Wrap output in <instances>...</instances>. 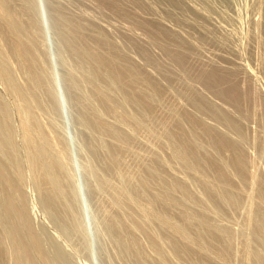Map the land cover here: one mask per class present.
Returning <instances> with one entry per match:
<instances>
[{"label": "rangeland", "instance_id": "obj_1", "mask_svg": "<svg viewBox=\"0 0 264 264\" xmlns=\"http://www.w3.org/2000/svg\"><path fill=\"white\" fill-rule=\"evenodd\" d=\"M37 1L39 2L40 0ZM42 1L43 2L41 3H43L45 6L41 3L39 4H41L43 10L41 9V6L39 7V4H37L38 9L35 6L32 8L35 11V15L37 16L36 18L42 15V17H39L40 19L38 20L40 21L38 22H40V26H44V28L40 27V31L41 29L43 30L42 33L39 32V34H41L39 36H41L43 39L45 37V40L43 41L39 39V41L41 43L42 41L43 43L44 42L45 43L42 44V47H41V43L39 44L41 49L45 50V54H43L42 56L44 57L46 56L45 59L48 60V61L44 60L45 70L46 72L48 71L46 73L48 76L47 78L49 79L47 81V87L51 86V84L52 86L51 88L50 87L48 88L49 89L48 92L51 93L47 94L45 92L47 94L46 95L44 92H42L44 96L42 97V93L37 92L39 93V96L37 97H39L41 100L44 99L46 101V99H48L49 96H51L49 98L51 101L48 102L49 101L48 99L47 103H52L54 101V104H52V108H50L51 105L50 107L46 106L47 103H44L45 102L44 101L43 103L46 105L44 107L40 106L39 108V109L41 108L46 109L49 107L48 109L45 110L47 112V113L45 112L46 113L45 117H47L48 120L43 116L44 109L42 110L43 112L41 115L42 118L40 116H37V113H36L37 118L36 117L34 118L37 119L36 120L37 122L42 119L40 122H38V123L42 122L43 124L41 123V125H46L45 123L48 122L47 125H49L52 129L53 127L56 126L55 128L57 129L55 130L56 132L55 134L60 137L61 139L60 142H63L61 143V145H63L62 147H64L65 145L67 146L65 147L67 152H66V159L64 160L63 165L65 166L68 163L67 165L69 167L66 165L64 171L68 170V175L70 176L71 180L70 179L68 180L69 183L68 184L67 180L65 179L66 177H64L65 174H63L60 178H58L60 180L63 178L66 180L65 182L63 180L61 181L58 180L61 182V184L58 182L59 184L57 185L58 196H60L58 198L60 202L57 203V205L60 206L58 207L56 205L58 209L54 208L55 207L54 205L52 206L54 209L50 208L51 206L47 202L41 187L37 185L36 176L35 173H33L34 172L33 169H31L29 164L27 165L25 164L28 163L27 162L28 158L26 157L27 152L23 153L26 151V147L23 143V140L21 139L22 132L21 131L19 132L20 120L18 122V119H20L19 117H23L25 110L27 109V108L25 109L23 108L27 107L28 105L27 101H29V99L28 100L26 99L27 100L26 106H25L26 102L24 104L22 102H19L20 100L22 101L23 99H21L19 95H18L19 99H17L18 96L15 97L17 93L12 88L11 89L13 90V93L11 89L8 90L9 88L6 87V85L2 82L1 78H0V82H1L0 102L2 106L5 105L4 106L5 109L7 108L6 114L8 115V118L9 116H11L10 119H8L11 120V122L8 121L9 125H7L9 128L11 127V132L9 131L10 137L6 132L5 133L1 132L2 134L0 133V138L2 139L4 138L3 141L6 144L8 143L7 144L8 148H10L11 157L9 159H12L11 160L12 162L9 161V164L11 166V170L15 173V175L18 176L19 182L21 184L20 187H22L21 189L23 190V192L25 191L24 194L26 196L24 200V205H25L24 207L27 208L26 212L28 215H30L28 216V219L31 223V226L33 230L37 232L40 238V242L42 243L41 246L43 245V251L45 252L44 254L46 255L45 260L49 261L50 264H139L137 259H135L136 258L135 254H137L141 259L146 261V264H151V263L153 264L152 260L155 257L159 258L160 260L168 264L173 263V261H174L173 264H188L182 258L183 255H185V251L178 253L176 255V258L174 259L175 253L171 251L173 243L170 237L166 235V231L169 227L175 226L177 228L183 225L181 219H179L176 216V214L170 211H165L164 209L160 210L162 208L157 205L153 206L154 208L153 210H156L154 212V217L157 219H162L163 220L162 223L154 218L149 217L148 215L141 217V220L144 223L149 224L151 226L152 230L157 234L162 247H159L157 245H152L148 241V238L145 235L139 233L136 244H134L130 249L128 246H126L127 241L126 244H124L125 240H127V236L125 235V233H121V234L119 233L120 235L116 233L117 234L116 235L115 232L108 229L106 225V219L105 217L104 218L102 217L104 215L102 213L103 211L106 212L105 209H107L106 213L110 214L111 211L110 209H108L109 208L108 203L104 202L106 201L105 199L108 198L107 196L108 190H106L105 187L102 188L101 184L99 186L100 182L97 179L98 176L101 174L106 179H108L112 184L114 183V185L116 184L117 186H120L119 184H121L122 186L120 187L125 188L129 193L132 192L131 193L132 195L136 194V197L139 196L135 198L138 200L139 203L137 202V200L135 201L139 206L141 203L142 205L146 203V200L148 199L147 196L149 195L148 197H150V194L148 193H150L151 191L153 194L161 191L160 193H164L166 194V196L168 195L169 197L168 196L167 197L172 199V201L175 200L177 205H179L177 207L182 208L189 218H193L190 219V221L193 222L192 228H188V230L185 229L187 234V239L189 242H192L199 233L200 235H198V237L203 236L202 240L203 241L205 240L204 235L205 233H207L206 231L208 230L206 229V226H204L206 224H207V228L208 225H210V227L213 230H216V233L218 232L217 234H219V237H221L219 239L221 240H219L218 247L214 249L212 252L209 250V247L206 246L205 244L202 246V252L205 255L201 260L202 264H264V200L258 196V192L264 193V118H262L264 117V0H185L186 2L185 4L189 5L187 7L189 8L193 7V10L192 9L190 10L189 8L188 9L190 11H193V13L192 12L191 13L193 16L195 15L196 17H193L190 14V11H188L189 15L188 12L187 13L184 12L181 14L179 10L174 9L164 0H146L153 7L155 16L157 18L164 21V23L167 24L173 30L182 33V35L185 36L187 39L189 38L193 40L192 42H196L195 43L196 54L194 55L195 61L193 62L201 61L199 64L200 70H203L205 69V67H208L209 65L207 63L211 61L213 62L214 65H221L223 67L224 66L232 67L233 65L230 66V64L238 65V63H241V65L245 66L247 69L249 68L248 70L250 73L249 75L250 78L248 76L247 77L243 76L244 74L242 72L241 74L240 71H237L234 74V76H232L233 77L232 79L234 80V84L237 86V91H238V93L235 96L234 95H232V97L227 96L228 99L232 98V101L230 99L228 100L227 97H224L225 95L223 94V91H221L223 89L225 91L226 86L223 87L219 86L218 93H216L213 90H211L210 87L205 88L204 86H201L198 83L196 84L191 80H188L189 82H187V83H192V85H195L196 89L199 88L198 91L201 92L202 97L204 99V103L211 112L221 113L224 110L225 113L224 112L223 113L225 115L234 119L237 127L241 130L239 131L242 133L241 135L240 133L237 134L238 131L236 130L228 129L229 128L228 126L221 123V121L218 122L208 114L202 113V111H198V110L196 111V109L192 106V104L191 103L189 104L190 102V100L188 99L189 91L185 88L186 86H184L185 84L183 83V81L181 82L178 79L169 80L168 78L166 80L165 76L163 77L164 78L163 79L161 76L165 73L164 72L165 67L164 69H162L161 67L158 66L157 62L154 63L150 62L155 59L154 61L159 60V62L162 61V64H165L163 63V61L165 60L166 62V58L164 57L162 52L158 49V47L150 46L149 48L150 49L149 52L153 50L151 54L153 55L154 58L149 53L151 55L149 56L152 57L153 59L150 60L149 57H147L148 59L146 58L147 59L146 60L144 56L142 57V55L138 52L136 47L131 43H127L129 41L125 38L127 40L126 41L122 37V34L119 32V30L116 29L115 26H118L119 24L121 26L127 25L126 23L121 21V19L118 20L116 18L115 21V18L111 19L102 14L100 15L94 9H92L94 11L93 12L90 7H87V5L85 4L82 5V3L75 2L74 0L71 1L55 0L57 2H61L62 5L63 3H65V7L67 6L68 9H70V11L67 9L70 13L78 14V15L79 13L80 15L82 13L89 16H91L92 14L91 17L96 23L98 22V24L103 25L109 29V32L105 34L107 35V38L108 39L111 38L110 41L114 40V42L118 44V46L120 47L119 49L124 54L134 58L136 62L140 64L144 69L153 73V75L156 76L155 78L156 79L158 78L157 80H159L158 81L159 84L163 85V91L160 92L159 94L153 95L154 103L157 104L158 106L155 105L156 106V107L154 106L155 111L149 113L151 111L147 112L145 110H142L141 107L139 106V108L141 109L140 111L137 104H135L133 101L132 103L131 100L128 101L129 99L128 100L125 99L126 95L125 94L123 95V92L122 94H120L121 93L119 92L120 90L115 92L116 94L113 93L115 89L117 90V88H115L116 86L112 84V86H110L111 87L110 89L112 90V87H114L113 88L114 90L111 92V94H114V96L113 95L111 96L112 98H116V100H119V102L121 100L123 101L122 102L123 110L126 111V113H129V115L131 116V118L130 119L128 118V120L127 118L125 117L123 118V116H119V115L113 117L114 115L109 112L107 113V111L103 114L104 111L101 110V108L99 109L98 107L100 106L93 100L97 105L96 106L93 104V107L96 106L97 109H99V112L102 113V115L101 114L100 115L101 116L104 115L103 118L106 119L113 126V128L119 132V134L123 137V140H125L124 146L126 147L123 149V151H120V153L118 152L119 154L118 153L115 154V158L118 159L117 160L115 159L116 163L114 164L113 167L110 168L107 166L106 163L107 161H105V159L107 158L108 155H110V157L113 156L114 158V154H112L111 156V153L109 154L106 148L104 151L102 150L103 152L107 151L106 153L103 154V152L99 151L100 148L99 147L96 148L97 146H95L98 143H100L98 144V146L103 143H104L103 146H105V144L107 143L106 142L107 139H104V137L101 135L97 136L95 134L94 136L90 134L91 137L88 135L89 137L87 136L88 138H86L85 134L88 133H86L84 131L85 129L83 130L82 126L79 125L78 121L75 120L77 119V116L74 115L76 114V112H74L76 110L75 108H73L74 106L72 103L73 101L71 98H69L70 96L68 97L69 95L68 91H65L68 90L67 83L70 80V77L73 79V77L75 76L74 79L76 80V83L80 82V84H83L81 79L84 78L85 75H87V71L89 72L90 69L88 70L87 68L86 71L85 67H88V65L86 64L87 62L83 61L79 57H76V55H72L73 53L69 52V49L67 47L61 45L62 43L59 41V37L50 18V13L48 12L49 9L47 5V0L46 1L42 0ZM70 3L72 4V6ZM41 11L43 13H41ZM77 11L79 13H77ZM82 11L83 12L86 11V12L83 13ZM39 12L41 14H39ZM186 14L187 16L184 17L183 15ZM47 15H49L50 19L47 18L48 17ZM178 17L181 19H179ZM193 18L195 20L197 18L198 19L195 22ZM41 19L44 22V25L43 24L41 25L42 22ZM46 19H48V21H46ZM177 20L178 21L180 20V22H177ZM45 21L47 23H45ZM184 22L188 25H186ZM189 23L192 24V26ZM197 25H198L197 29L199 30L196 29ZM134 30L135 33L141 34L139 30L137 29ZM202 35L203 37L201 38ZM205 36L207 37L205 38ZM199 39L203 41H200ZM44 50H42V53L44 52ZM197 50L201 53H199ZM198 54H201L202 57L201 55ZM9 57L10 56H8V58ZM197 58L198 59L202 58V59L197 60ZM10 60L8 61V64L11 65L10 63H12L11 66L13 67L15 63L13 62V60L12 61ZM0 63L5 67L9 66L7 65L6 59H0ZM155 63L157 65H155ZM12 67L10 68V70H12L14 67L16 68V65L13 68ZM15 68L13 70H17ZM160 68L163 71L160 72L161 70ZM18 70L17 73L20 74H18L19 76H17V73L15 71L16 76L20 77V75H22L21 77L25 79L27 76L25 74H24L25 76L23 75L24 72ZM158 71L160 72V74H162L163 72L164 73L160 75ZM69 73L72 74L70 75ZM251 75L253 77L252 79H251ZM221 76L222 75L219 74V77ZM15 78L16 77H14V79ZM246 78L247 80L248 79L249 80L247 81ZM77 79H79L80 81H77ZM18 80L19 79L17 78V81ZM21 83L22 86L23 84L25 85L24 81L20 82L19 84ZM181 83H183L184 85L183 84L181 85ZM3 84L5 85L4 87H6L7 89H5L2 86ZM77 84H78L79 92H81L84 97H88L89 100L90 98L89 96H87L89 95V92L87 91L88 89L86 85L84 86L83 84L82 85L83 87L82 86L80 87L79 86L80 84L79 83ZM85 87L87 90L85 89ZM185 90L187 91L186 94H184ZM221 92L222 95L224 96L221 95ZM83 93H87V94L85 95ZM50 94L53 95V98L52 95ZM117 94L120 98L117 97ZM51 98L53 99V101ZM41 100H39V102H42ZM90 100L92 101V98ZM29 102L32 104V102L34 101L30 99ZM43 103L41 105H44ZM134 104L136 106H134ZM179 104L180 107L182 106L186 110L190 112L192 111L195 115L197 114L198 116H200V118L206 121L208 124L213 125L220 131L227 133L228 135H230V137L239 141L241 148L243 149L246 155V160H247L246 165L248 171L247 176L232 177L235 180L234 183L228 182L227 180L217 179L212 171L203 170L201 166L194 164L191 161L190 155L182 154L179 151L181 148L180 142L177 140V138H175L172 132L173 124H171V120L169 119L171 117L169 113H172V111L173 113H175V117L177 116L176 115L177 112L179 114V109H180V108L178 109ZM53 105H59L57 106L58 109L56 106L54 107ZM34 106L35 107L33 108L35 109L37 108L36 106L39 107V105L36 104ZM189 106H191V108H189ZM28 107L30 108L29 105ZM39 109L37 108L36 111ZM51 109L52 110L56 109V110L52 111ZM50 112L52 113L51 115L53 117L50 115ZM27 113L32 114L30 110ZM106 113L109 114L110 116H108ZM39 114L40 113H38V115ZM145 114L146 115L148 114L147 115L148 117ZM166 114H168V116L170 117H167ZM33 115L35 116V112ZM39 117L41 119H38ZM44 118L46 119V122H44L45 120ZM144 118L146 120H144ZM50 119L53 120L55 123L54 122L49 123ZM166 119L169 121H166ZM6 122L7 121H5V124H7ZM79 127L81 130H83V132L79 130ZM141 128H145V129H141ZM18 133H20V135H17ZM5 135L7 138L5 137ZM99 138L102 140V143L101 141L99 142L97 141L100 140ZM188 139L191 143L195 144L198 147L199 154L203 156H208L210 155V153H212L213 150L212 147L210 146L209 143L206 142L205 139H203L202 136L188 135ZM126 142L131 147L128 146ZM23 145L25 147V150ZM103 146L101 145V148H104ZM92 147L94 150H92ZM105 147H107V144ZM93 152L94 153L98 152L97 153L98 157H96L97 155L95 156ZM100 153L102 154V156H100L99 158ZM221 155L222 154H219L218 156L222 157L224 161L225 156L224 155L221 156ZM13 156L15 159L13 158ZM110 157H108L107 160H109ZM15 160L17 161L15 162ZM99 161L102 162L105 166L102 164L104 166L103 167ZM118 161L120 162V164ZM181 161H183L185 164H183ZM121 162H123L124 165L121 164ZM141 164H143L142 167L144 169L140 167ZM146 166H148V168L149 166H152L150 167L152 172L153 170H155L153 172V175L151 176L153 178H147L148 175L145 169ZM100 167L102 169L105 168L108 171L107 170L103 171ZM140 168H142V170ZM109 169H112L113 171ZM14 170H16L17 172ZM92 171H94L93 172L94 174L93 173L89 174ZM229 171L231 174L234 173L232 170ZM95 172H97L98 175H95L96 174ZM68 175L66 176L68 177ZM143 178L149 179L147 180L149 182H147L146 184L147 186H149L148 190L151 186L150 188L151 191H147L146 185H144L145 188H142L143 186L140 185L139 180H143V182L145 183ZM258 179L262 180V184L258 182ZM94 180L96 181L94 182ZM90 181L94 182L91 184L95 185L94 186L95 192L98 191L101 193L100 195L96 193L97 197L95 195V192L91 193L89 189V187L91 186V184H89ZM175 181H178L180 184ZM126 182L131 185L127 187L128 184ZM64 183L69 185V189L65 188L66 184ZM172 183H174L176 186L177 185L179 186L176 187ZM161 186L162 188H164V190H161L162 189L160 188ZM66 187L68 186L66 185ZM130 187L131 189H129ZM133 191H137L138 193ZM146 191L148 193H146ZM61 192L62 194L65 195H61ZM144 194L146 196H144ZM99 196L101 197V199L99 198ZM67 197L70 199L69 201H67L66 199ZM63 198H65V200ZM60 199L61 200L63 199L62 201H65V203L62 202ZM99 202H102V205ZM60 208L61 210L62 209L63 210L61 211ZM99 208H101V210ZM200 214L202 216H200ZM1 215L2 214L0 213V216ZM1 218L2 216L0 217V221H1L0 237L2 239L3 247L5 248L7 253L5 263L15 264V257L13 253H16L15 251H17V249L14 250L15 242L12 240L14 239V234L12 233L11 228L7 227L8 224L3 223L5 221L7 223V220L6 219L1 220ZM128 219L130 218L128 217ZM201 221L204 224H202ZM183 227L185 228L184 225ZM11 235L12 237H10ZM194 236L195 238L193 239ZM205 236L206 238H208L207 234ZM205 241L207 243V240ZM208 243H209V238H208ZM120 246L121 248H119ZM131 256H133V258ZM210 257H212V259H214L217 262L210 259ZM205 259H208L209 261L206 262L204 261ZM45 260L44 262L43 261L40 262L38 260L37 263L46 264L47 262H45Z\"/></svg>", "mask_w": 264, "mask_h": 264}, {"label": "bare ground", "instance_id": "obj_2", "mask_svg": "<svg viewBox=\"0 0 264 264\" xmlns=\"http://www.w3.org/2000/svg\"><path fill=\"white\" fill-rule=\"evenodd\" d=\"M44 1H46V0H44ZM57 1L47 0V5H48V9H49L48 12L50 13V18H51L52 24H53V26L57 32V35L59 37V41L62 43L61 45L64 47H67L69 49V52L73 53L72 55H76V57H79L83 61L87 62L86 64L88 65V67H85V70L87 68H88V70L89 69L90 70H89V72L86 70L87 75H85V77L82 78L81 80H82L84 86L86 85V87L88 89L87 90L85 87V89L89 92V95H87V96H89L90 99L92 98V101L94 100L100 106L98 108L99 109L101 108V110L104 111L103 114L107 111V113L109 112V113L113 114L114 115L113 117L119 115V116H123V118L124 117L127 118V120H128V118L129 119L131 118L129 113H126V111L123 110V107H122L123 101L121 100L119 102V100H116V98H112L111 95L114 96V94H111V92L114 90L113 89L114 87H112V90L110 89L111 88L110 86H112V84L116 86L115 88H117V90L115 89L113 93L120 90L119 91V92H121L120 94H122V92H123V95L124 94L126 95L125 99H127V100L129 99L128 101L131 100V102L133 101L135 104H137L138 108L140 106L142 110H145L147 112L151 111L149 113H152V111H155L154 108L158 105L154 103L153 95L159 94L160 92L163 91V85L159 84V82H158L159 80H157L158 78L156 79L155 78L156 76L153 75V73L149 72L148 70L144 69L140 64H138L134 58L129 57L126 54H124L119 49L120 47L118 46V44H116L114 42V40H112L113 42L110 41L111 38L108 39L107 35H105L109 32V29L103 25L98 24V22L96 23L92 19L91 13H90L91 16L86 15V14H82V13L80 15V13L78 11H77V13H79V15L70 13L69 12L70 9H68L67 6H66L67 8L65 7V3H63V5H64L63 6L61 4V2H57ZM74 1L78 2V3H82V5H84V4L87 5V7H90L91 10L94 9L100 15L102 14L108 18H111V19L115 18V21H116V18L118 20L121 19V21L126 23L127 25L121 26L119 24L118 26H115V27L122 34V37L124 39L126 38L129 41L127 43L133 44L136 47V49L138 50V52L142 55V57L143 56L145 57V59L147 57H149L150 60L154 58L153 55L151 54V52L153 50L151 52H149L150 46L158 47V49L162 52V54L166 58V62H165V60L163 61V63H165V64H162V61L159 62V60H157V59H156L157 61H154L155 59L153 61H150V60H148V61H150L151 63L157 62L158 66L161 67L162 69H164V67H165V70H164L165 73L163 72L164 73V74L162 73L163 75L160 74V72L163 71L161 68H160L161 69L160 72L158 71L159 74L162 75L161 77L163 78L165 76L166 80L168 78L169 80L170 79H172V80L178 79L181 82L183 81V83L185 85L183 83H181V85L183 84L184 86H186L185 88L190 93V94L188 93V95H189L188 99L190 100V102L188 100L187 101L189 102V104L190 103L192 104V106L196 109V111L197 110L202 111V113L208 114L209 116H211L213 119L217 120L218 122L221 121V123H223L229 127V128L227 127L228 129L236 130V131H238L237 134H239V133H240V135L242 134L241 132H239L241 130L237 127L234 119L225 115L224 110H223L224 113L223 112H221V113L220 112H211L206 107V105L204 103V99L202 97V94L200 91H198L199 88L196 89L195 85H192V83H187V82H189L188 80H191L192 82H195L196 84L198 83L199 85L204 86L205 88L210 87V89L216 93H218L219 86H222V87L226 86L225 91L223 88H222L223 90H221V91H223V94L225 96L222 95V92H221V95L224 97H227V96L232 97V95L235 96L238 93L237 86L234 84V80L232 79L233 78L232 76H234V74L237 71H240V73L242 72L244 74L243 76L249 77V75H250L249 70H248L249 68L247 69L245 66L241 65V63H238V65L230 64V66L233 65L232 67H225V66L223 67L221 65H214L213 62L211 61V62L207 63L209 65L208 67H205V69L200 70L199 64L201 61L193 62V61H195L194 55L196 54V52H195V49H196L195 43L196 42H192L193 41L192 39H189V38L187 39L185 36L182 35V33L177 32L176 30H173L167 24H165L164 21L157 18L155 16V12H154L153 7L146 0H74ZM164 1H166L174 9L179 10L181 12V14L184 12L187 13L191 9L193 10V7H190V8L187 7L189 5L185 4L186 3L185 0L184 1L183 0H164ZM41 2H43V1L40 0L38 2L37 0H0V59H6L7 65H9L8 61L10 59H12L16 65V68L14 67L15 65H13V67L17 70L19 69V70L23 71L24 72L23 75L25 74L27 76L25 78L26 80L23 77H21L22 75H20V77H21V79H24V80H21L20 77H17V76H19L18 74H20V73H17V70H13L14 68L11 66L12 63L9 62L11 64V65H9L10 67L9 66L5 67L4 65H2L0 63V78H1L2 82L6 85V87L9 88L8 90H10L12 88L17 93V95L14 94V95H16L15 97H17L19 95L20 98L23 99L22 101L20 100L19 102H22L24 104L28 99H29V101L31 99L32 101H34V102H32V104L35 103L36 105H39V107L36 106L38 109L40 108V106L44 107L46 105L44 103H47V100L51 96L48 95L49 96L48 99H46L47 98V96H46V98H45L46 101L44 99L41 100L37 96H39L40 92L41 93L46 92L47 94L51 93V92H48L49 91L48 88L49 87L51 88V86H52V84H51V86L48 85L49 87H47V81L49 79L47 78L48 76L46 73L48 71L46 72L45 66H44V63H45L44 60L46 61L47 59H45L46 56L45 57L42 56L43 54H45V50L41 49L42 44L45 43V42L43 43V41L45 40V37L43 39L41 36H39V35H41V34H39V32L42 33V30H43V29H41V31H40V27L44 28V26H40V22H38V21H40V20H38V19H40L39 17H42V15L39 16L38 18H36L37 16L35 15V11L32 8L34 6L37 7L38 6L37 4H39ZM41 4H43V3H41ZM41 4H39V7L41 6ZM71 6H72V4H71ZM37 9H38V7H37ZM41 9H42V6H41ZM194 11H195V9H194ZM85 12H83V13H85ZM191 12L193 13V11H190V14L192 15ZM41 13H43V12L41 11ZM41 13L39 12V14H41ZM46 13H47V11H46ZM188 15H189V12H188ZM47 16H48L47 18H49V15H47ZM183 16L186 17L187 14L183 15ZM193 17H196V16L194 15ZM179 19H181V18H179ZM197 19L196 20L194 19L195 22L197 21ZM41 21H42V19H41ZM46 21H48V19H46ZM46 21H45V23H47ZM177 22H180V20L179 21L177 20ZM187 22H189V21H187ZM200 22H201V20H200ZM42 24L44 25L43 21L41 22V25ZM186 25H188V24H186ZM190 25L192 26V24H190ZM195 27H193V28H195ZM197 28H198V25H197L196 29ZM134 29L139 30L141 32V34L135 33ZM197 30H199V29H197ZM198 36H199V34H198ZM207 36H205V38ZM39 37H41V38H39ZM202 37H203V35L201 36V38ZM39 39L43 40L42 43L39 41ZM200 41H203V40H200ZM39 43H41V47H40ZM43 46H45V45H43ZM45 47H47V46H45ZM42 50H44L43 53H42ZM149 53L152 55L153 58L150 57L151 55ZM199 53H201V52H199ZM198 55H201V54H198ZM8 56H10L11 58L9 57L10 58L9 59ZM201 57H202V55H201ZM199 59L201 60L202 58H199ZM199 59L197 58V60H199ZM12 60H10V61H12ZM49 64H51V63H49ZM160 64H161V66H160ZM155 65H157V64L155 63ZM162 65H163V67H162ZM11 67L13 68L12 70H10ZM155 67H157V66H155ZM15 71L17 73V76H16ZM69 72H71V71H69ZM200 73H202V74H200ZM219 74L222 76L219 77ZM82 75H83V73H82ZM13 76L16 78L14 79ZM74 77H73V79L70 77V80L67 83L68 90H65V91H68V93H69L68 97L70 96L69 98H71L73 101V102L72 101L71 102L74 105L73 108H75V110H76V111H74V112H76V114H74V115L77 116V119H75V120L78 121L79 125L82 126L83 130L85 129L84 131L86 133H88V134H85L86 138H88L89 136L91 137V135L94 136V134H95L97 136L101 135L104 137V139H107L106 140L107 147H105L106 144H105V146H103L104 143L101 144L104 148H101V145L98 146V144H100V143H98L99 141H101V143H102V140L100 138H99L100 140H97L98 142L96 141L98 144L95 146H97L96 148H98V147L100 148L99 149L100 152H103L106 148V150H108V153L109 154L111 153V156H112V154H114V158H113V156L110 157V155H108V156L106 155L107 158L108 157H110V158H109V160H107V158L105 159V161H107L106 162L107 166L109 168L113 167L114 164L116 163L115 154L118 152L120 153V151H123V149L126 147V146H124L125 140H123V137L119 134V132L116 131L113 128V126L106 119L103 118L104 115L101 116L102 113L99 112V109H97V107H96L97 105L95 104V102L93 101L94 102L93 103L90 99L88 100V97H84L82 95V93L79 92V88H78L77 83L80 84V82L76 83V80L74 79ZM17 78L19 79L18 81H17ZM252 78L253 77L251 75V79ZM246 80H247V78H246ZM23 81H24L25 85L23 84V86H22V83L21 84H19V83L23 82ZM77 81H80V80L77 79ZM236 82H238V81H236ZM195 83H193V84H195ZM4 84L2 85L3 87L5 86ZM83 84H80L79 86L81 87ZM184 86H181V87H184ZM6 87H4V88L7 89ZM13 90H12V93H13ZM37 92H39V93H37ZM186 92L187 91L185 90L184 94H186ZM87 93H83V94L86 95ZM162 94H164V93H162ZM50 95H52V94H50ZM19 96L17 97V99H19ZM27 97H29V98H27ZM42 97H44L43 93H42ZM54 97H56V96H54ZM117 97L120 98L118 96V94H117ZM228 97H227V99H228ZM38 98L42 102H39ZM52 98H53V95H52ZM229 99L232 101V98H229ZM29 101H27V102H28V105L30 106V108L28 107V105H27V107L23 108V109L27 108L25 110L26 115L24 113L25 116L23 115V117H19L20 119H18V122L20 120L19 132L20 131L22 132V134H21L22 137L21 136L20 137L23 140V143L26 147V151L23 153L27 152L26 157L28 158V160H27L28 163H25V164L26 165L29 164L31 169H33V171H34L33 173H35V176H36L37 185L41 187L47 202L51 206L50 208L54 209V208H57L56 205L58 202H60L58 200V198L60 196H58L57 185L59 183L61 184V182H60L61 180H63L64 182L67 180V183H68V180L70 179V176L68 175V170H65L66 172L64 171V168L66 167V165L68 163L65 166L63 165L64 160L66 159V152H67L65 147H67V146L65 145L64 147H62L63 145H61V143H63V142H60L61 141L60 137L55 134L56 133L55 130L57 129V128H55L56 126L53 127V129H52L49 125H47L48 122H46V119H45V118H47V117H45L46 116L45 114L47 113L45 110L48 109L50 107V105H51L50 108H52V104H54L53 99H52V101H53L52 103H47L46 106H49L48 108H46V109L41 108L37 111H36L37 108L36 109L33 108V107H35L34 106L35 104L32 105ZM50 101L51 100L49 99L48 102H50ZM55 101H56V99H55ZM27 102L25 103V106H26ZM38 102H39V104H38ZM22 103H21V105H22ZM42 103L44 105H41ZM93 104L96 106L93 107ZM135 104H134V106H136ZM4 106H2V104L0 102V133L6 132L9 136L10 132H11V127L9 128L7 125H9V122H11V120H8V119H10L11 116H9V118H8V115L6 114L7 108L5 109ZM53 106L57 107L59 105H53ZM181 107L179 104V106H178V109L180 108L179 114L177 112L176 117H175V113H173V111H172V113H169L171 117L168 116V114H166L167 117H170L169 119L171 120V124H173L172 125L173 126L172 132H173L175 138H177V140L180 142L181 148L179 151L182 154L190 155L191 161L194 164L201 166V168L203 170L212 171L217 179L227 180L228 182L234 183L235 180L232 177H234V176H236V177L237 176L238 177L247 176L248 171H247V165H246L247 164L246 155H245L243 149L241 148L239 141L230 137V135H228L227 133L220 131L219 129H217L213 125L208 124L206 121L201 119L200 116H198L197 114L195 115L192 111L190 112V111L186 110L185 108H183V107L181 108ZM17 108H19V107H17ZM189 108H191V106H189ZM28 109L32 112V114L27 113L29 111ZM33 109H35V110H33ZM43 109H44V113L42 112ZM57 109H58V107H57ZM141 109H140V111H141ZM55 110L53 109L52 111H55ZM240 110H241V108H240ZM33 111L35 112V116L33 115L34 114ZM39 111H41V112H39ZM58 111H56V112H58ZM51 112H50V115L52 114ZM36 113H37V116H40L41 118H42V116H41L42 113L44 114L43 115L45 117L44 122H46L45 123L46 125H41L42 122L38 123L42 120L40 117L38 119H41V120H39L38 122L36 121L37 119L34 118V117L37 118ZM38 113H40V114L38 115ZM6 115H7V117H6ZM107 115L110 116L109 114H107ZM154 117H155V115H154ZM152 118H151V120H152ZM235 118H238V117H235ZM262 118H264V117H262ZM51 119H50L49 123L54 122ZM108 119H109V117H108ZM167 119H166V121H169ZM47 120H48V118H47ZM144 120H146V119L144 118ZM5 121H7L6 122L7 124H5ZM17 127H18V125H17ZM12 128H14V127H12ZM141 129H145V128H141ZM79 130L81 132H83V130H81L80 127H79ZM86 130H89V131H86ZM118 130H119V128H118ZM146 131H148V130H146ZM169 131H171V130H169ZM236 131H234V132H236ZM57 133H58V131H57ZM129 134H131V133H129ZM17 135H20V133H18ZM188 135L202 136L203 139H205L206 142L209 143L210 146L212 147V149H213L212 153H210V155H208V156H203V155L199 154L198 147L189 141ZM5 137H6V135H5ZM3 139L0 138V213L2 214L1 220L2 219L7 220V223H6V221L5 222L2 221V222L5 224H8L7 227H10L12 230V233L14 234V239H12L15 242L14 243V246H15L14 250L17 249V251H15L16 253H13L14 257H15V264H41V263H37V261L39 260L40 262L41 261L44 262V260L46 259V255L44 254L45 252L43 251V245L41 246L42 243L40 242V238H39L37 232H35V230H33L31 223L28 219V216H30V215L27 214V212H26L27 208L24 207L25 206L24 200H25V196H26L24 194L25 191L23 192V190L21 189L22 187H20L21 184L19 182L18 176L15 175V173L11 170V166L9 164V161L12 160V159H9L11 157L10 156V148H8V145H7L8 143L6 144L3 141ZM24 145H23V147H24ZM128 146H130V145L128 144ZM25 147H24V150H25ZM11 149H12V146H11ZM4 150H6V151H4ZM92 150H94L93 147H92ZM130 150H132V149H130ZM89 152H92V151H89ZM106 152L107 151L103 152V154ZM97 153H94L95 156L97 155ZM219 154H222L225 156V160H224L225 162L223 161L222 157L218 156ZM100 156H102L101 153L99 155V158H100ZM139 156H141V155H139ZM96 157H98V155ZM103 157H105V156H103ZM13 158H14V156H13ZM16 161L17 160H15V162ZM181 162L183 164H185L183 161H181ZM100 164L102 165L103 163L100 162ZM119 164H120V162H119ZM121 164H123V162H121ZM138 164H139V162H138ZM146 165H149V164H146ZM150 165H151V163H150ZM142 166H143V164H141L140 167H142ZM150 167H152V166H149V168H148V166H146V168H145L146 173L148 175L147 178H153L151 176L153 175V172L155 171V170H153V172H152ZM142 168H140V169L142 170ZM112 169H109V170L113 171ZM114 169H116V168H114ZM152 169H154V168H152ZM102 170L106 171L107 169L103 168ZM229 170H232L234 173L231 174ZM14 171H16V170H14ZM87 171H88V169H87ZM111 171H109V172H111ZM93 172L94 171H92L91 173H89V172L88 173L92 174ZM95 173H96L95 175H98L97 172H95ZM63 174H65L64 177H66L65 178L66 180L64 178L61 180L58 179ZM66 175H68V177ZM96 178H97V176H96ZM147 178H145L146 180L143 178L145 183L143 182V180L138 179L140 182V185L143 186V187L141 186L142 188H145L144 185L147 186L146 183L149 182V181H147V180H149ZM91 179H93V178H91ZM94 179H95V177H94ZM97 179L100 182L99 186L101 184L102 188L105 187L106 190H108L107 191L108 192V195H107L108 198H106L107 197L106 196L105 197L106 201H104V202L108 203L109 208L107 206L106 207L108 209H110V211L112 213V214L106 213L107 209H105L106 212L103 211L102 214H104V215L102 217L103 218L105 217L106 225H107L109 230L115 232V234L117 233L118 235H120L121 233H125V235L127 236V240H125L124 244H126V241H127L126 246H128L130 249L134 244H136L137 237H138L139 233L145 235L148 238V241L152 245H157L159 247H162L157 234L152 230L151 226L149 224L144 223L141 220V217L148 215L149 217L154 218L161 223L163 222L162 219H157L154 217V212L156 211V210H153L154 205L161 207L162 209H160V210L164 209L165 211H170V212L176 214V216L179 219H181L183 225L185 226V228L183 227V225L181 227H177V228L175 226H171L166 231V235H168L170 237V239L172 240V243H173L171 251L175 253L174 259L176 258V255L178 253L185 251V255H183L182 258H183V260H185L186 263H188V264H202L201 260L205 256L204 253L202 252V246L205 244L206 246L209 247V250L211 252L218 247L219 240H221L219 238H221V237H219V234H217L218 232L216 233V230H213L210 227V225H208V228H207V224L204 226H206V229H208L206 231L207 233H205V235L207 234V237L209 238V243H208V238H206V236L204 234H203L204 239L207 240L208 244L206 243L205 240H204L205 242L202 240L203 236L198 237V235H200V233L196 236V238H195V236L193 237V239L194 238L195 239L192 242H189L187 239L186 230H188V228H192L193 222L190 221V219H193V218H189L188 215L183 211L182 208L177 207L179 205H177L175 200L172 201V199L168 198L169 197L168 195H167L168 196L167 197L166 194L160 193L161 192L160 190H158L160 192L157 191L158 193L153 194L152 191L150 190L151 186H150L149 190H148L149 186H147V188H146L147 191H151V192L148 193L146 191V193L150 194V197H148L149 196L148 195L147 196L148 199L146 200V203L143 205L141 203L139 206L135 201V200H137L135 198H137L139 196L136 197L135 193H134L135 195H132L131 194L132 192L129 193L125 188L120 187V186H122L121 184H119L120 186H117L116 184L114 185V183L112 184L108 179H106L101 174L98 176ZM58 180H60V181H58ZM96 180H94V182ZM138 180H137V182H138ZM141 181H142V183H141ZM94 182L90 181L89 184L94 183ZM175 182H178V181H175ZM258 182L260 184H262V180L258 179ZM129 183H130V181H129ZM64 184H66V183H64ZM64 184H63V186H64ZM68 184H66L68 187H66V185H65V188L69 189ZM172 184L174 186H176L174 183H172ZM130 185L131 184H128L127 187ZM163 185H164V183H163ZM94 186L95 185L91 184V186L89 187L91 193L95 192ZM178 186L179 185H177L176 187H178ZM40 187H39V189H40ZM62 187H61V189H62ZM65 188H63V189H65ZM160 188H162V186ZM39 189H37V190H39ZM129 189H131V187ZM161 190H164V188H162ZM59 191H60V189H59ZM129 191H131V190H129ZM133 192H137V191H133ZM40 193H42V192H40ZM63 193H65V192H63ZM96 193H98L99 195L101 194L98 191L95 192L96 197H97ZM145 194H144V196L147 195V194L146 195ZM61 195H65V194H62V192H61ZM141 196H142V194H141ZM258 196L264 200V193L258 192ZM99 198L101 199L100 196H99ZM63 199L65 200V198H63ZM66 199H67V201L70 200L68 197ZM67 201H66V203H67ZM62 202L65 203V201H62ZM137 202H138V200H137ZM99 203L102 205V202H99ZM99 203H98V205H99ZM179 203H180V201H179ZM53 205L55 206L54 208L52 207ZM44 206H45V204H44ZM57 206L59 207L60 205H57ZM100 206H98V207H100ZM183 206H185V205H183ZM101 208H99V209L101 210ZM60 210H61V208H60ZM108 212H109V210H108ZM200 216H202V215L200 214ZM128 217L130 219H128ZM197 217H198V215H197ZM201 223H202V221H201ZM202 224H204V223H202ZM196 226H198V225H196ZM199 226H201V225H199ZM202 227H203V225H202ZM214 229H215V227H214ZM202 233H204V232H202ZM10 237H12V235ZM121 241H123V240H121ZM116 242H117V240H116ZM119 248H121V246ZM135 255H136V258L135 257L134 258L137 259L139 264H146L145 260L141 259L137 254H135ZM6 257H7V253H6L5 248L3 247L2 239L0 237V264H6L5 263ZM131 257L133 258V256H131ZM210 259H212V257H210ZM13 260H14V258H13ZM212 260L215 261L214 259H212ZM152 261H153V264H168V263H165L156 257L153 258ZM204 261L207 262L209 260L205 259ZM45 262H47L46 264L49 263V261H47V260H45ZM59 262H61V261H59ZM215 262H217V261H215ZM173 263H174V261H173ZM173 263H171V264H173Z\"/></svg>", "mask_w": 264, "mask_h": 264}]
</instances>
